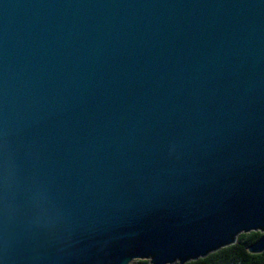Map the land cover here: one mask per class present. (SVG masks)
Wrapping results in <instances>:
<instances>
[{
	"label": "water",
	"instance_id": "obj_1",
	"mask_svg": "<svg viewBox=\"0 0 264 264\" xmlns=\"http://www.w3.org/2000/svg\"><path fill=\"white\" fill-rule=\"evenodd\" d=\"M259 231L264 0H0V264H186Z\"/></svg>",
	"mask_w": 264,
	"mask_h": 264
},
{
	"label": "trees",
	"instance_id": "obj_2",
	"mask_svg": "<svg viewBox=\"0 0 264 264\" xmlns=\"http://www.w3.org/2000/svg\"><path fill=\"white\" fill-rule=\"evenodd\" d=\"M262 233L252 231L242 233L238 241L228 247H224L217 252H213L205 258L187 262L186 264H195L197 261L206 262V264H264V252L253 254L249 247L255 243ZM132 264H149L148 260H135Z\"/></svg>",
	"mask_w": 264,
	"mask_h": 264
},
{
	"label": "snow or ice",
	"instance_id": "obj_3",
	"mask_svg": "<svg viewBox=\"0 0 264 264\" xmlns=\"http://www.w3.org/2000/svg\"><path fill=\"white\" fill-rule=\"evenodd\" d=\"M195 264H206V262H203V261H197V262H195Z\"/></svg>",
	"mask_w": 264,
	"mask_h": 264
}]
</instances>
